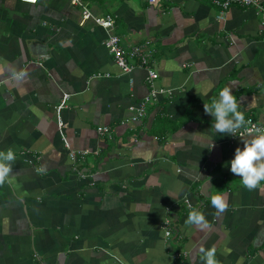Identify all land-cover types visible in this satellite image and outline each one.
Segmentation results:
<instances>
[{
  "label": "crops",
  "instance_id": "1",
  "mask_svg": "<svg viewBox=\"0 0 264 264\" xmlns=\"http://www.w3.org/2000/svg\"><path fill=\"white\" fill-rule=\"evenodd\" d=\"M83 3L89 19L68 0H0V149L17 156L0 185V264H204L200 249L213 247L218 264H264V182L248 189L230 171L242 141L217 132L204 109L229 86L245 119L264 124L259 11L231 5L221 18L212 0ZM105 15L114 28L97 25ZM110 34L124 47L150 40L154 84L171 90L138 122L125 119L148 94L146 69L132 60L122 73L104 45ZM63 100L64 135L85 158L70 160L62 145ZM193 210L209 227L185 223Z\"/></svg>",
  "mask_w": 264,
  "mask_h": 264
},
{
  "label": "clouds",
  "instance_id": "2",
  "mask_svg": "<svg viewBox=\"0 0 264 264\" xmlns=\"http://www.w3.org/2000/svg\"><path fill=\"white\" fill-rule=\"evenodd\" d=\"M205 112L214 118L212 127L217 132L239 137L242 146L238 145L234 156L230 161V171L241 177V183L248 189H255L264 182V127L253 126L247 129L250 139L240 136V130L245 127L246 119L239 110L238 99L229 86H224L218 93V98L211 103L204 104ZM16 152L12 147L6 150L0 149V185L11 182V172L13 162L16 161ZM44 171V168L39 169ZM206 185V183H205ZM208 187H211L208 185ZM207 187V188H208ZM182 189V185L180 189ZM211 203L218 212H223L228 204L220 192L210 193ZM189 225H197L201 229L209 227L205 215L200 211H190L185 221ZM204 264H218L216 259V249L201 248Z\"/></svg>",
  "mask_w": 264,
  "mask_h": 264
},
{
  "label": "built area",
  "instance_id": "3",
  "mask_svg": "<svg viewBox=\"0 0 264 264\" xmlns=\"http://www.w3.org/2000/svg\"><path fill=\"white\" fill-rule=\"evenodd\" d=\"M38 0H20V2L34 5ZM72 5H78L82 8V15L84 19L91 18V12L88 9L87 3H83V0H68ZM161 0H147V2L151 5H157ZM212 2L217 5L221 9V15L219 17L223 18V14L225 10H227L231 5H239L242 7H255L261 16V30H264V7L261 4V0H212ZM97 25L102 27L103 29H112L115 26L114 18L111 15H105L102 18L95 19ZM104 45L107 48L108 52L111 54L114 63L120 68L122 73H130L134 66L129 61L137 60L139 66L145 67L146 69V82L148 85V94L142 99L138 106H130L129 110L132 112V115L125 119V122H138L143 119L146 115L147 107L152 102H157L158 97L162 95H170L171 90L165 89L163 87H156L154 82L158 77L156 71L149 67L151 62V58L153 55V49H151L150 40H146L140 44L133 45L130 47H124L120 38L117 34H110L104 41ZM130 85L132 84V80H129ZM63 100L61 104L56 107L57 117V128L60 134V139L63 147L66 149L68 157L70 160L74 161L77 159L85 158L88 154L87 151L84 150H75L69 144L66 136L64 135L65 123L61 118L60 111L63 107H65ZM253 126H261L264 127V124H261L254 120L252 117L246 118V125L244 128L240 130L239 135L245 136L249 135L247 132L248 128ZM97 133L101 136L111 137V128L109 126H98L96 128ZM188 203V202H187ZM189 205V203H188ZM190 207V205H189ZM164 234L166 237L170 236L171 231L169 229L168 223H165ZM175 256V255H174ZM176 256H179V254Z\"/></svg>",
  "mask_w": 264,
  "mask_h": 264
}]
</instances>
